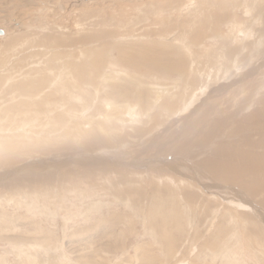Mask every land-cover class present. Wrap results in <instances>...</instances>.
Here are the masks:
<instances>
[{
  "label": "rangeland",
  "instance_id": "1",
  "mask_svg": "<svg viewBox=\"0 0 264 264\" xmlns=\"http://www.w3.org/2000/svg\"><path fill=\"white\" fill-rule=\"evenodd\" d=\"M0 31V264H264V0H0Z\"/></svg>",
  "mask_w": 264,
  "mask_h": 264
},
{
  "label": "bare ground",
  "instance_id": "2",
  "mask_svg": "<svg viewBox=\"0 0 264 264\" xmlns=\"http://www.w3.org/2000/svg\"><path fill=\"white\" fill-rule=\"evenodd\" d=\"M185 49H186V48H185ZM111 66H112V65H111ZM112 73H113V72H112ZM112 73H111V76H112ZM121 73H122V72H121ZM120 75H121V74H120ZM104 76H105V74H104ZM115 76H116V75H115ZM123 76H124V75H123ZM113 78H114V77H113ZM113 81H114V80H113ZM108 84H109V83H108ZM105 86H106V85H105ZM140 86H141V85H140ZM140 86H139V87H140ZM135 87H136V86H135ZM154 93H155V92H154ZM156 93H157V92H156ZM156 95H157V94H156ZM161 95H162V94H161ZM104 100H105V99H104ZM158 100H159V99H158ZM109 102H110V100H109ZM125 102H127V101H125ZM125 102H124V103H125ZM121 103H122V102H121ZM105 104H106V103H105ZM119 106H120V105H119ZM104 109H105V108H104ZM110 109H111V107H110ZM114 109H115V110H110V111L117 112V110H116L117 107H114ZM129 109L133 110V107H129V108L127 109V112L129 111ZM134 110H135V109H134ZM132 114H133V113H131V115H132ZM224 178H225V177H224ZM186 203H187V202H186ZM232 219H233V217H232ZM231 222H232V221H231ZM235 229H236V228H235ZM233 230H234V229H233ZM231 234H232V233H231ZM233 235H234V237H236V239H238L237 232H235ZM229 254H230V256H233L234 253H233V252H229ZM239 258H240V257H239ZM239 258H238V259H239ZM238 259H237V260H238Z\"/></svg>",
  "mask_w": 264,
  "mask_h": 264
},
{
  "label": "water",
  "instance_id": "3",
  "mask_svg": "<svg viewBox=\"0 0 264 264\" xmlns=\"http://www.w3.org/2000/svg\"><path fill=\"white\" fill-rule=\"evenodd\" d=\"M2 31H0V33H1Z\"/></svg>",
  "mask_w": 264,
  "mask_h": 264
}]
</instances>
